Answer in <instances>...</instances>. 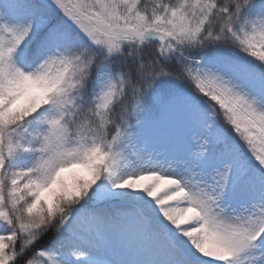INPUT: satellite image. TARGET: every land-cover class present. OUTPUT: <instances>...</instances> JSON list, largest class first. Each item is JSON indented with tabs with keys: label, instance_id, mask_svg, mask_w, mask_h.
I'll return each instance as SVG.
<instances>
[{
	"label": "snow or ice",
	"instance_id": "6c2138e0",
	"mask_svg": "<svg viewBox=\"0 0 264 264\" xmlns=\"http://www.w3.org/2000/svg\"><path fill=\"white\" fill-rule=\"evenodd\" d=\"M0 264H264V0H0Z\"/></svg>",
	"mask_w": 264,
	"mask_h": 264
}]
</instances>
